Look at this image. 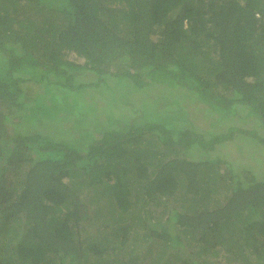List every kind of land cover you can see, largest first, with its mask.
<instances>
[{"label":"trees","instance_id":"1","mask_svg":"<svg viewBox=\"0 0 264 264\" xmlns=\"http://www.w3.org/2000/svg\"><path fill=\"white\" fill-rule=\"evenodd\" d=\"M0 55V264H264V167L217 150L239 127L121 130L97 96L155 81L264 128V0H0Z\"/></svg>","mask_w":264,"mask_h":264},{"label":"rangeland","instance_id":"2","mask_svg":"<svg viewBox=\"0 0 264 264\" xmlns=\"http://www.w3.org/2000/svg\"><path fill=\"white\" fill-rule=\"evenodd\" d=\"M155 38L157 39L158 37L155 36ZM0 68H2L1 64ZM108 68L114 70L116 67L114 64H109ZM93 79H96V77L92 76L91 80ZM110 80L112 82H115V80L113 79ZM130 80L131 79H129V77L121 76L119 79V81L121 82L119 84H113L112 87H109L110 91L112 90L114 92H110L107 89L104 91L98 90L97 96L101 95L100 97H98V101L101 106L100 112L102 117L108 120V122L113 121L116 124L118 122L116 126L121 130L131 129L132 127L142 128V125H146L147 123L148 124L146 127L148 128L150 124H161L163 126L166 125L168 128H174L176 130L192 129L195 132L201 134V136L205 137V139L207 140L218 134V131H227L228 127L237 126L239 128L235 131L234 137L222 144L220 143L217 150L219 149V152L230 160H238V157L248 158V162L246 161L245 163L241 164V169H244V171H241V173L244 175L248 174L247 177H250V169L256 170V167H258L259 169H263L264 164L262 158L264 159V144L254 136L239 131L240 128L246 129L248 131L256 129L259 135L264 136V128L258 122V119L257 117H255V115H251L249 118L245 119V121H241L239 119L241 116L240 114L226 115L223 112V109H226L227 111V108L222 109L219 105H214L212 108L209 103L200 105L199 99L196 98L197 96L194 99L187 93L189 91H187L186 94H188V96H191L192 99L186 101L180 98L181 94L184 93V90H177V88L170 87L168 86V84H160L159 82L155 81L147 84L145 89H139L136 87L135 83H132ZM42 86L43 85L36 86V89L33 91L32 96L39 92H44V90H42L44 86ZM38 99L39 106L37 108L33 106V113H38L37 110L45 105V102H43V99L40 95ZM176 99L179 100V103L176 101ZM132 112H135V114H133ZM111 113H113L115 118H110ZM246 113L251 114L250 108L247 112H243L244 115ZM139 114L143 115L144 117L139 116ZM48 121L49 120L45 122L46 129L49 128L50 131L51 129H56L55 125L53 124L52 128L48 127L46 125ZM41 123L43 126L44 122ZM131 145L132 144L130 143L128 144V146ZM196 146L200 148L202 145L199 143V145ZM246 171H248L249 173H247ZM259 176L261 175L259 174ZM83 178L84 176L82 173H78V175H76L74 181L78 182V184L75 182V190H78L80 197L87 201L88 204L93 208V210L95 208L99 210V213H96V218L98 219L97 222L100 224V222L102 223L100 211L101 213H104L105 216V214H107L108 212L110 201L107 197L105 198L104 196L100 195L102 194V184H99L98 182H94L92 184L88 181L84 182ZM88 184L91 186H88ZM91 195H95L98 200H92ZM154 209L156 210V212L160 210L159 208L156 209L155 206H152V210ZM97 222L95 223V227H90L88 225L90 227L89 232L94 233V231L97 230ZM136 226L139 229H142V227H139L138 225ZM141 232L142 230H138L139 237H137L138 234H136L137 236L133 234L128 241V244L124 251V255L127 260H129L135 254V252L141 251V249L147 244L145 240L142 239L143 234ZM95 239L96 237L94 238V240ZM155 241L156 242L154 244V249H160L163 246V242L160 240ZM134 247V251L131 252ZM140 254L142 255V253ZM228 254L231 253H226V256L229 257ZM218 264L224 263L221 262Z\"/></svg>","mask_w":264,"mask_h":264},{"label":"bare ground","instance_id":"3","mask_svg":"<svg viewBox=\"0 0 264 264\" xmlns=\"http://www.w3.org/2000/svg\"><path fill=\"white\" fill-rule=\"evenodd\" d=\"M81 100V99H80Z\"/></svg>","mask_w":264,"mask_h":264}]
</instances>
